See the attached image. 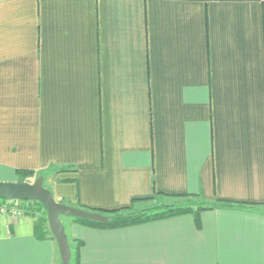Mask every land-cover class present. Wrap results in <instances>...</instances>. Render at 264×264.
Masks as SVG:
<instances>
[{"label":"crops","instance_id":"1","mask_svg":"<svg viewBox=\"0 0 264 264\" xmlns=\"http://www.w3.org/2000/svg\"><path fill=\"white\" fill-rule=\"evenodd\" d=\"M18 171L89 211L206 209L69 219L81 264H264V0H0V181ZM8 208L0 264H60Z\"/></svg>","mask_w":264,"mask_h":264},{"label":"water","instance_id":"2","mask_svg":"<svg viewBox=\"0 0 264 264\" xmlns=\"http://www.w3.org/2000/svg\"><path fill=\"white\" fill-rule=\"evenodd\" d=\"M0 199L9 202H38L44 207L47 213L48 225L58 244L63 264H70L72 253L62 217L92 223H107L109 221V218L102 214L56 202L53 194L44 187L43 177L38 178L34 183L22 179L17 182L0 181Z\"/></svg>","mask_w":264,"mask_h":264},{"label":"trees","instance_id":"3","mask_svg":"<svg viewBox=\"0 0 264 264\" xmlns=\"http://www.w3.org/2000/svg\"><path fill=\"white\" fill-rule=\"evenodd\" d=\"M17 174L22 180H26L27 178L33 175V172L18 171ZM8 202L9 201L0 199V206ZM12 202H21L25 204L26 206L24 208H20L23 211V214L32 215L37 218L35 222V233L38 239L45 240L49 237H52L54 239L48 225L47 213L44 207L40 203L30 202V201H12ZM203 210L206 209L193 210L192 208H180L174 206H160V207H155L153 209H147L141 211H135L132 210L131 208H122L113 211L96 210L90 212L102 214L108 217L109 221L107 223H92L88 221H82L76 219L75 220L78 223L94 228L116 229V228L137 226L144 223L169 219L172 217L185 215V214H193L195 216L197 226L200 227V213ZM80 247H81V243L77 245V249L75 252V261H74L75 264H81L79 257Z\"/></svg>","mask_w":264,"mask_h":264},{"label":"rangeland","instance_id":"4","mask_svg":"<svg viewBox=\"0 0 264 264\" xmlns=\"http://www.w3.org/2000/svg\"><path fill=\"white\" fill-rule=\"evenodd\" d=\"M27 182V181H26ZM35 181H32L31 183H34ZM10 205H13L14 207H16V209L19 211V212H21L22 214H23V211L20 209V208H24L26 205L25 204H23V203H21V202H8V203H4V204H2L1 206H0V208L1 207H4V206H10ZM62 219V222H63V224L65 225V227L68 225V221H70L69 219H72V218H67V217H62L61 218ZM69 232V231H68ZM71 246H72V250H74V247H73V245L71 244ZM75 251L73 252V257L71 258V261H70V263L71 264H75ZM60 264H63L62 263V260H60Z\"/></svg>","mask_w":264,"mask_h":264},{"label":"built area","instance_id":"5","mask_svg":"<svg viewBox=\"0 0 264 264\" xmlns=\"http://www.w3.org/2000/svg\"><path fill=\"white\" fill-rule=\"evenodd\" d=\"M10 211V209L7 206L1 207L0 208V213L4 214V213H8Z\"/></svg>","mask_w":264,"mask_h":264}]
</instances>
